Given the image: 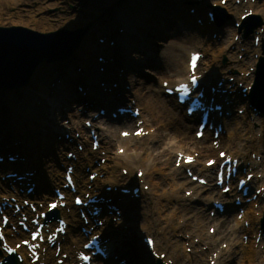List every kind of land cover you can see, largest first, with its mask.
Wrapping results in <instances>:
<instances>
[{
  "label": "bare ground",
  "instance_id": "bare-ground-1",
  "mask_svg": "<svg viewBox=\"0 0 264 264\" xmlns=\"http://www.w3.org/2000/svg\"><path fill=\"white\" fill-rule=\"evenodd\" d=\"M29 1V0H28ZM27 0H3L2 3H6L7 7H10L11 4L14 6L20 7L22 12H26V5H30V3ZM139 0H127V3L122 8V11L120 10H112L111 16L107 18H101V20H97L98 26L97 27H90V30L86 32L84 35V38L81 41V44L75 49V51L65 57L54 61H44L40 65L36 67L38 71V81L34 83V81L30 79L27 85L20 87L18 92L21 94V97L19 99H16L17 93H15L14 97H10L3 107H1L0 102V125L2 127L3 133L7 134L11 131V134L7 137L6 140H10L11 142H18L21 141L22 149L20 150L21 156L24 157L27 161L34 162L35 167L33 168L35 171H27L32 172L33 175L31 177L27 176L25 177L24 182H34L37 185V191L33 193L30 196H26L25 193H19L18 190L22 189L24 186V182L20 186H18V182L12 184L14 188L15 194H12L10 192H4L3 196L6 199H9V197H14L17 199V202H21L22 199L28 200L32 203H36L37 205L41 204L44 200V198L47 196V193L44 192L43 189L46 190L47 187V181H50L54 179V182L59 183V177L61 174V171H63L64 176V170L61 168V166L66 165H72L76 167L84 166L88 167L89 169H92L93 172H96L98 165L94 163V160L97 159V157L101 159H107L110 162L113 163V166H110L107 169V164L104 162L103 165H101V170H106L104 173V180L103 182L107 183L106 186L110 187H116L118 186L117 180H122V178L117 177L118 179L114 178V170L116 167L120 164V162L125 161V155H114L113 157H110V147H107V136L105 133L107 130L103 125L110 123V120L106 119L104 120L102 117H97L93 120L94 115L92 114V109L95 108L99 103V98L105 99L106 96H100L101 93L98 95L94 93L93 91V85H94V78H97L98 75L94 74L92 75L91 72V66L88 64V56L93 53V46L94 43H92V39L90 40L93 33H98L100 29L103 27H106V25H119L120 28H125L127 30L126 32V38H122L120 34L116 33L115 35L111 36L110 38L115 41V46L113 49H111L110 59L113 58L114 53L116 52L117 59L125 60L124 65L129 66V61L132 60V58L128 57L129 55L133 56V63H136L137 60L135 58L137 56L138 51L137 48H140L142 45L146 48H143L141 51L143 53V60L146 61V57H144V52L147 51V54L145 55L148 57L151 52H155L154 43L157 42V40L151 38L152 32L149 30V26L147 27V24L145 23L147 19H149L150 16L153 15V12L156 11L157 5L154 6L155 2L153 0H141L140 3H138ZM167 1L166 4H163V9L168 7L169 9H165L166 11L170 12L172 14L173 19L175 20V17H180V7L185 8L186 3H181L180 0H165ZM258 4H256L255 9L252 10V15L257 14L259 15L263 22L260 27H258L254 31L255 36H259V43L257 47L254 49H250L245 51H240V43L237 41H233L232 38H230L231 35H240L242 30L239 32L232 27H227L225 35L222 37V39L226 42V52H230L229 60L233 62V66H228L226 68L219 67V59H221L222 55L225 54V48H220L218 44L220 41L218 40H212L210 38L209 33H215L216 32V24L208 23V20L205 16V22L202 23V26H191L186 27L185 25L177 24L176 23V29H174L173 37L177 43L175 45L170 46L169 48H164V51L161 52L160 57V73H162L163 77H166L162 82L167 81L168 84H172V86L177 85L179 83H183L188 78V70H187V60L188 55L191 52H197L198 49L202 50L203 56H208L205 62V68L207 70V77L203 76L202 79L205 82H208L210 84H213L212 81L216 84L218 81H220L221 78L225 77L229 74V72H232L235 68L239 71L240 75L235 79V84H231L229 82H225V87H227L228 90L233 91L231 93V97H228L229 104L225 107V111L231 112L230 119L227 121L228 118L221 117L217 118V123H220L222 126V129L225 130V134L218 137V144L223 145L225 148V151L228 157H231L233 159H237L239 163V169L237 171V177H242V169H245V175L246 174H253V178L249 181V186L256 187V189L262 188V192L259 196L256 197L255 201L247 204L245 206H242L243 214L241 220H237V217L235 215L233 221L231 219L229 220V223L232 224L227 227V236H233V240L237 239V235L239 233L243 236H247L246 242L244 243L243 239L238 242L237 248H238V258L236 264H264V230L260 226L261 218L264 217V207L261 206L262 203H264V149L262 146L264 145V137L262 134L261 129L258 131L260 132V137H256L254 133V129L252 127L253 122L258 123L259 120L262 118L264 120V113L262 115H257V118L252 116V111L249 110L248 105L251 104L249 101V94L247 95V98L242 99L240 96L241 92L240 89L244 87H249L252 84L250 81L252 80L253 74L255 75V70L251 71L248 74L247 65L254 64L255 61L251 60L250 54H256L258 59L261 58L264 60V52L261 50L262 45L264 46V31L261 33V30L264 29V0L262 4V0H257ZM78 2V5H84L87 4L89 0H76ZM177 4V6H175ZM50 6H57L58 3L54 2L53 4H47ZM221 8V6H219ZM231 7V6H230ZM44 8V7H43ZM43 8H40L42 10ZM226 9V7H223ZM112 9V8H111ZM240 9H251L249 5H246L243 3V0H241L240 4H238L236 7L233 8V12H236ZM179 11V12H178ZM136 12L138 15H136V18H131L132 13ZM231 12V11H230ZM135 13V14H136ZM134 14V15H135ZM133 15V16H134ZM137 18H139V23H137ZM199 18V13H195L194 15H188L185 17L187 21H191L192 19ZM8 18H2L0 16V21H8ZM179 19L176 18V21ZM239 22V18L237 20ZM59 20H55L51 23H58ZM97 23H94L93 25L96 26ZM67 27H70V24L64 23ZM92 25V26H93ZM219 26V23H217ZM59 26V24H58ZM57 26V27H58ZM111 27V26H110ZM109 26L107 29L110 28ZM112 28V27H111ZM143 34V35H141ZM143 37H147V41L144 43ZM129 42H132L129 46ZM142 43V44H141ZM123 44V45H122ZM135 44V46H133ZM246 44L249 45V41H246ZM253 47V45H252ZM101 49V47H100ZM149 49V50H148ZM172 50L168 53V50ZM200 50V51H201ZM127 55H125V54ZM124 55V56H123ZM241 56V61L235 60L237 56ZM130 58V59H129ZM127 60V61H126ZM123 62V61H122ZM148 62V61H147ZM146 62V63H147ZM113 64V62L111 63ZM123 65V66H124ZM124 66V67H125ZM35 69V70H36ZM110 71V68H109ZM153 71V69L149 70ZM35 72V71H34ZM155 72V70H154ZM110 73L113 74V71L111 70ZM34 74V73H33ZM32 74V76H33ZM36 74V75H37ZM91 75L93 77H91ZM31 76V78H32ZM230 77V76H229ZM41 78V79H40ZM217 80V81H215ZM75 81V84L73 83ZM130 88L131 89L129 94H127L131 100L134 101V107L138 108L140 113L137 119H129L130 122H141V124L138 126V128H142L143 131L148 132V135L150 136V141L152 143L157 142V146H159L158 153L161 156H170L172 153H175V160L178 158L179 154H184L185 156H191V150L194 151V153L198 152V155L200 158H203L206 155H213L215 153L216 148L218 147H212L211 142L213 141L212 135L210 138H206L203 135V139L196 140L194 135L191 134V125L195 122V116H192L190 118V122L185 126L184 123H182L187 117L184 115L182 111H177L176 116L173 119H170V117H164L165 124H162L164 127V131L162 134L157 135L156 131L160 127V124L154 123V120L148 119L147 113H148V104L147 101L142 98L141 95V87L135 86V84L130 81ZM241 83V86L238 87V84ZM80 85L84 84L86 88H88V93L85 97H81L80 95L73 93L71 91V85ZM36 87V88H35ZM137 87V88H136ZM16 89L12 88H2L0 87V101H2L5 97L3 94V91H6L7 93L15 92ZM118 91V90H116ZM126 92V91H124ZM119 93V92H118ZM155 93V96L160 98L163 96V89L162 87L159 88ZM239 93V94H238ZM247 93V91H246ZM23 94V96H22ZM123 94V93H122ZM32 96V99L29 97ZM161 95V96H160ZM75 97V98H73ZM222 97V96H221ZM34 99V100H33ZM214 100H217V96H215ZM244 100V101H242ZM71 103V104H70ZM87 103V104H85ZM231 103V104H230ZM169 104V102H168ZM240 104H245L241 105ZM170 105H173L175 107H178L174 99L170 102ZM239 106V108H237ZM243 109L245 112V115L247 117V120L243 117H238L237 115H233V109ZM167 106L164 107V111L167 112ZM86 111V114H85ZM182 113V114H181ZM165 114V113H164ZM126 116L119 117V121L121 119H126ZM162 117V115H161ZM42 118L44 121H42ZM176 118L179 122H181V132L175 133L171 131L169 128H167L165 125L173 123L176 121ZM91 119V127L89 129L86 128L85 121H90ZM118 125V121H116ZM8 124L11 125V127L7 126ZM39 124V125H38ZM38 125V130L36 131V135L34 133L31 135L32 130L34 129V126ZM103 126V127H102ZM89 130L94 131V135L97 136V139H101V151L103 152V155L101 153H97V150L95 152H92L91 149V138L89 134ZM8 131V132H6ZM122 131V130H121ZM71 133H78V137L72 138V143H69L68 140H60L57 141V137L60 135H66ZM1 134V131H0ZM8 135V134H7ZM1 141V139H0ZM89 141V149H87V143ZM123 140L119 137L116 143H122ZM110 141V146H112ZM114 144V143H113ZM75 145H80L83 147L82 151L79 152L78 150L73 151L75 154V161H67L65 157L60 159L59 165L57 166V163L54 161V153L62 157L61 152L65 150L66 148L73 149ZM19 148V147H17ZM118 149V148H117ZM46 150H50L51 152L48 154ZM72 152V150H70ZM233 151V152H231ZM60 153V154H59ZM254 154L255 156L260 157V161L257 162L256 160L251 159V155ZM214 160L213 165L206 168L204 163L202 166H200L199 169H196V171L201 174H208L213 170V168H217V165L220 163V161L217 159V157L210 158ZM206 160L205 162H207ZM100 162V161H99ZM127 162V169L128 174H132V168H133V162L130 160ZM195 164H201L198 157L195 158V161L191 163L189 166H194ZM100 166V165H99ZM10 167L9 163H5L3 165H0V177L4 174V170L6 168ZM180 168L185 167V165H179ZM188 168V167H186ZM78 173L73 176L74 186L76 194L82 193H90L93 191L94 187L100 184H94V182L90 183L87 178H84L83 172L80 170L77 171ZM137 172V171H136ZM135 172V173H136ZM101 173V172H99ZM260 174L261 177L257 178L256 176ZM133 175V174H132ZM194 176V174H192ZM199 178H203V176H198ZM244 177V176H243ZM58 178V179H57ZM148 178V172L145 171L142 173V176L140 179L146 180ZM140 179H134L132 182L139 181ZM207 182L211 183V177L209 176ZM5 183H11V180H5ZM2 182L0 181V185ZM63 184V183H60ZM144 185V184H143ZM230 185V183H229ZM134 186H137L136 184ZM150 186L152 184L150 183ZM168 191L171 194H178L181 187L183 185H178L175 183H172L171 185H168ZM2 186H0L1 189ZM55 187L57 185L55 184ZM231 190L226 194V198H229L231 195H237V190L234 188V186H231ZM167 190L165 189V192ZM210 198L212 202H220L223 195L221 194L218 187H216L215 184H213L212 187H210ZM83 193V194H84ZM141 194V192H139ZM254 194V192H253ZM50 195V194H48ZM142 195H144L142 193ZM104 197L112 198L114 206L117 205V207L122 211L127 213L128 210L131 209V201H134L132 199L131 201L127 199L126 196H117L115 194L103 192ZM121 197V198H120ZM249 197V196H248ZM121 199V200H118ZM200 200V199H198ZM197 200V202H199ZM178 202H183L182 200L177 198ZM201 201V200H200ZM206 201V200H205ZM8 203H11L8 201ZM257 204L258 207L256 210H253V205ZM133 207V206H132ZM45 208H43L42 211H44ZM72 209H69V212L66 213L65 209L57 208V214L60 219L65 220L68 222L69 228H67L68 234L64 239L58 237L57 242L59 243L58 246L60 248L58 257L55 258V246H43L45 248L44 252L40 254V261L44 264H56L55 261L60 258L62 254L66 255V259L63 264H68L73 261L74 257L73 254L75 251L80 249V247L85 243V236L82 234V232L79 231V228H84L86 230H89V228H92L91 224L83 225L82 221L78 218V215H74V213L71 211ZM178 210V208L176 209ZM175 210V211H176ZM228 212L231 213L237 210L236 207L232 205H228ZM8 211V208H5L4 213ZM134 210L131 209L132 212ZM187 211V210H186ZM257 214V216H255ZM18 214H16L14 217H17ZM112 218H115V216H112ZM127 218V217H126ZM227 219V218H226ZM119 224L121 225V228L119 231L115 232L113 230L107 231L106 234H102L103 239L107 240L108 247L110 246L111 252H113V256H117L118 258L126 259V264H152L156 263V260H150L148 250L146 249L145 245L141 246L138 244L141 234L134 233L132 224L129 226V224L124 220H119ZM231 221V222H230ZM10 222L14 223V221L11 219ZM244 222H247L248 226L244 227ZM52 222L47 221L44 228L50 229V225ZM220 227V226H219ZM53 228V227H52ZM18 230V227H16ZM148 231V228H147ZM3 233L5 234V242L14 246L15 243L13 242L15 239H18L17 235L9 230H7L6 226L3 230ZM99 230H92L91 235L100 234ZM259 236V237H258ZM258 238V240H256ZM129 243L130 245L134 246L138 244L140 247L138 252H135L133 249L132 251H129ZM153 249L154 251L156 249V243L153 241ZM142 251H144V255L141 258ZM16 254H19L22 258L20 261L21 264H28V260L25 256V252L23 249H18ZM6 256L3 254L0 255V262L3 261V258Z\"/></svg>",
  "mask_w": 264,
  "mask_h": 264
},
{
  "label": "rangeland",
  "instance_id": "rangeland-1",
  "mask_svg": "<svg viewBox=\"0 0 264 264\" xmlns=\"http://www.w3.org/2000/svg\"><path fill=\"white\" fill-rule=\"evenodd\" d=\"M3 0H0V16L2 18H8V21H0V27L1 28H10V27H23L27 28L28 30L42 33V34H47V33H52L60 30H68V31H73L75 29H81V28H86L89 27L88 30H90V27H97L98 23L95 25L92 24L91 19H84V15L87 13H94L98 9H101L105 11L106 16L110 17L112 10L116 9L115 4L120 1V0H89V2L86 4L78 5V2L76 0H27L30 5H26V12H22L20 7L14 6L13 4L10 5V7L6 6V3H2ZM82 1V0H81ZM150 1V0H149ZM155 2L154 6L157 5L156 11L153 12V15L149 17V19L146 20L147 27L149 30L152 32V37L153 39L157 40V42L154 43L155 47V52H151V54L148 55V57L145 55L147 54V51L144 52V59L143 60V53L142 49L146 48L145 46L142 45L140 48H137L138 55L140 59L135 58L137 60L136 63H133V54L129 55L128 57L132 58L131 61H129V66H125L124 61L125 60H118L119 65L125 68L124 74L121 76L119 85L117 86L119 94H122V97L124 100H121V106H126L128 105L130 100V97L127 95L129 93H126L122 91L123 87H126L128 90L130 88V81H132L135 86L141 87V95L142 98H144L147 101L148 106V113L147 117L148 119L154 120V123L160 124V127L156 131L157 135L162 134L164 131V127L162 124H165L164 117H170V119L175 118L176 112H179V109H177L175 106L170 105V102L173 100L172 98H167V97H156L155 93L159 88L161 87V81H163L166 77H163L162 73H160L159 65H160V57H161V52L164 51V48H169L172 45H175L178 40H175L173 37L174 29H176V23L185 25L186 27L195 26L198 25L196 24L197 19H192L190 22L185 19L186 16L192 15L189 14V9L187 8H181L180 7V17L176 16L175 20L173 19L174 16L165 9H169L168 7L163 9V4L167 6V1L165 0H153ZM186 1L194 2V0H180L181 3H186ZM226 1V3L223 5L221 4V0H205V3L200 4L195 7V12L199 13V18L201 21H204L205 18V12L207 11V5L212 6H221V7H226L225 12L227 13V18L223 21L221 28L219 31H216L215 33H209L210 38L212 40H218L220 43L218 46L220 48H225L226 52V42L222 39V37L225 35L227 27H232L234 28V23L237 22L238 18L240 15L244 14V12L250 10H254L256 4H258L257 0H243V3L246 5H249L251 9H240L237 10L236 12H233V8L237 6L238 0H223ZM241 1V0H239ZM54 2L58 3L57 6H50L47 4H53ZM141 0L138 1L140 3ZM263 0L259 2L262 4ZM263 5V4H262ZM110 6H113L111 9ZM177 6V4H175ZM231 6V7H230ZM44 7V8H43ZM264 7V5H263ZM40 8H43L42 10L39 11ZM231 11V12H230ZM136 12H133L132 14L134 15ZM137 13L134 16H131V18H136ZM257 18L260 19L261 25H262V18L259 15H255ZM176 18L179 19L176 21ZM59 20L58 23L54 24L51 23L55 20ZM137 23H139V18H137ZM64 23L70 24V27H67ZM59 24V26H58ZM93 25V26H92ZM202 25V23L200 24ZM260 25V26H261ZM58 26V27H57ZM110 27L107 29V27ZM219 28V27H218ZM87 30V31H88ZM117 30V25H106V27H103L102 29L99 30L98 33H93L90 40L92 39V43H94L93 46V53L88 56V64L91 66V72L92 75L97 74L98 77L101 75L98 73V69L101 68V66L97 63V58L103 57L107 58V55L110 54L109 51H106V48L108 49V42L109 39H107V42H103V44H98V40L100 37L104 38V36L110 37L116 34ZM256 30V29H255ZM251 33H245V31H242L240 35H231L230 38H232L233 41H237L240 43V51H247L250 49H254L256 46L252 47L253 43V36H254V31ZM143 35V34H141ZM245 36V37H244ZM143 42L145 43L147 41V37H143ZM246 41H249V45L246 44ZM132 42H129V46L131 45ZM142 44V43H141ZM135 46V44H133ZM101 47V49H100ZM110 47V46H109ZM149 50V49H148ZM198 49L197 52L202 53V50ZM262 50V47H261ZM172 50H168V53L171 52ZM117 52V51H116ZM264 52V49H263ZM125 54V53H124ZM126 55V54H125ZM204 55V54H203ZM124 56V55H123ZM127 56V55H126ZM208 56H204L203 59L200 60L198 68H197V73H205L207 72L205 68V62ZM230 52H226L225 54L222 55L221 59H219V67L221 68H226L228 66H233L230 60ZM251 60L255 61L254 64H249L247 65L248 69V74L255 70V66L258 62V57L256 54H250ZM129 58V59H130ZM241 56H237L235 60L241 61ZM123 61V62H122ZM127 61V60H126ZM148 61V62H147ZM147 62V63H146ZM124 65V66H123ZM153 69V71H149ZM155 70V72H154ZM38 71L37 69L35 70L31 81L33 80L34 83L38 81ZM37 74V75H36ZM91 75V77H93ZM240 75L239 71L237 68H235L232 72H229L228 75L225 77L221 78V80L228 81L230 79H234L233 82H229L231 84H235V79ZM230 76V77H229ZM41 79V78H40ZM168 80V79H165ZM254 81V74L252 76V80L250 81L251 84H253ZM94 85H93V91L94 93L98 92V85H97V80L94 78L93 80ZM167 82V81H165ZM75 84V81L73 82ZM168 83V82H167ZM96 84V86H95ZM241 84V83H239ZM238 84V85H239ZM172 84H169L168 87H171ZM136 87V88H137ZM250 87V86H249ZM36 88V87H35ZM121 88V89H120ZM20 90V89H19ZM19 90H16L15 92L13 91L12 93H7L6 91H3L5 94L4 99L1 102V107L4 106L6 101L10 97H14L15 93L19 94ZM131 90V89H130ZM71 91L74 93L75 92V85H71ZM23 96V94H22ZM33 95H30L29 97L32 99ZM161 96V95H160ZM16 99H19L21 97V94L16 96ZM75 98V97H73ZM10 100V99H9ZM34 100V99H33ZM244 101V100H242ZM250 101V100H249ZM169 102V104H168ZM71 104V103H70ZM87 104V103H85ZM98 104V103H97ZM245 105V104H240ZM116 106H119V104L114 101L112 107H110L107 110L113 111ZM167 106V112L164 111V107ZM239 106L237 108H239ZM102 107V106H101ZM104 108V107H103ZM233 109V115H237L238 117H244V119L247 120V117L245 115V112L243 109ZM248 108L250 111H252L251 115L257 118V115H262L264 113L260 109H256L254 107H250L248 105ZM100 109L95 107L92 109V114L94 116L98 115V111ZM255 110V111H253ZM241 111H243L241 113ZM165 113V114H164ZM257 113V114H255ZM86 114V111H85ZM182 114V113H181ZM162 115V117H161ZM104 120L108 119L110 120L109 117H102ZM42 121L43 118H42ZM191 120L190 119H185L182 123L186 126ZM195 122L191 125V134L194 135L195 131V126H196V120ZM116 121H112L110 123H107L103 125L107 132L105 135L107 136V147H110L111 151L110 157H113L114 155H120L123 156V154L126 156L125 161L120 162V164L116 167L114 170V178L118 179L117 177L122 178V180H117L118 185L127 187L128 185H135L138 183L132 182L135 179V171L140 170L143 173L145 171L148 172V178L146 180L142 179L143 184H140V189H141V197L139 199H136L134 201H131V209L134 210L132 212L128 210L127 213L124 214L122 213L121 210L118 208V210L115 212V216L118 215V212L121 213L120 219L126 221L129 226L132 224L133 227V232L134 233H139L152 237L153 241L156 243V252L157 254H162L164 255V258L161 259L163 264H236L237 258H238V248L237 244L240 242L242 239L244 241V238L247 236H243L242 234L239 233L237 235V239L233 240V236H227V227L229 226V220L233 221L236 211L234 213H231V218H230V213L227 212L226 214H223L221 217L215 216L213 219L209 217V213H215L213 207L211 206V200L210 198V187L213 186L214 182L211 179V183L209 182L206 186H199L196 182H193L190 177L186 176L184 172V168L177 167L178 164H180L182 161H177L175 160V153H172L170 156H161L158 151H159V146H157V142L152 143L150 141V136L145 134L144 136L140 137H132L130 136L129 138H124L122 139V143H116L118 138H119V132L121 130L128 131L129 133L133 132V130L136 128L134 125V122H130L127 119H123L121 122L116 124ZM39 125V124H38ZM38 125L34 126V129L31 132V135L34 133L36 135V131L38 130ZM181 122H179L176 118V121L173 123L169 124V126L166 124L165 126L169 128L171 131L175 133H180L182 129L181 128ZM7 126L11 127L10 124ZM102 126V127H103ZM252 127L254 129V135L256 137H260V132H258L260 129L262 131L263 137H264V120L261 118L258 123L253 122ZM0 131H1V136H10L11 131L8 132L7 134L3 133L2 127L0 125ZM78 133H71L66 134L67 139H72L74 137H78ZM211 134L208 133L207 135L205 134V139L210 138ZM61 137V138H60ZM60 140L63 139V136H59ZM0 139H2L0 137ZM203 139V138H202ZM201 139V140H202ZM264 139V138H263ZM100 143L101 139H98ZM110 141L112 146H110ZM116 141V142H115ZM114 143V144H113ZM101 144L99 145V148L97 150V153H101L103 155V152L101 151ZM212 147H216L213 146ZM83 149V147L81 146ZM118 148V149H117ZM264 149V145L262 146ZM77 150V146L75 145L73 149L66 148V150H63L61 152L62 157L54 153V161L57 163V166H61L60 159L65 157L67 153H71ZM87 149H89V141L87 143ZM123 149V153H120ZM47 153L49 154L51 151L46 150ZM79 151V150H78ZM82 151V150H81ZM225 151V148L223 145H220L218 148H216L215 153L213 155H206L203 158H200V156L197 153H194V151L191 150L192 154L191 156L194 158L199 159L201 164H195L194 166H188L187 169H190L192 174L194 176H203V178H208L209 176L213 178V174L216 170V168H213L211 172H209L207 175L206 174H199L196 169H199L202 164H205L206 160H209L212 157H217L218 152ZM93 152V151H92ZM233 152V151H231ZM60 154V153H59ZM252 160H256L257 162L260 161L259 156H255L254 154L251 155ZM101 158L97 157L96 160H94V163L98 165V168L96 170L97 177L93 180L94 184H100L95 187V189H101L104 190L107 183L103 182L105 172L106 170H101V165L105 162L107 165V169L110 166H113V163L110 162L107 159H102L101 163L99 162ZM130 160L133 162V168H132V174L130 175H124L122 174L121 171L125 170L128 171L127 169V162ZM34 163V162H33ZM126 165H125V164ZM100 165V166H99ZM88 167L84 166H79L77 167V171L80 170L83 172L84 178H87V173L84 172L85 169ZM75 171L73 176H75L78 172ZM101 172V173H99ZM89 175L93 174L92 169H89ZM4 176H2L3 178ZM59 177V183L54 182V179L47 181V195L50 194V196H46L47 200L53 199V196L51 194V190L55 187V184L57 186L62 183V177H63V171H61ZM257 178H260L261 175L258 174L256 176ZM58 179V178H57ZM150 183L152 186H150ZM172 183L178 184V185H183L179 191L178 194H171L168 191L169 186ZM139 186V185H138ZM145 186L148 189L143 190L142 187ZM110 187V186H109ZM256 187H253L252 191L255 190ZM165 189L167 190L165 192ZM44 190V189H43ZM45 190V191H46ZM251 191V193H252ZM82 193H79L82 195ZM142 193L144 195H142ZM114 194V193H113ZM179 197L180 200L183 202H178L177 198ZM44 198V199H46ZM130 199L128 196L127 199ZM200 199V200H198ZM197 200L199 202H197ZM206 200V201H205ZM222 204H231L232 198L231 199H226V197H222L221 200ZM45 204V201L43 203V206ZM69 202L66 201V208L65 212L68 213L69 209H72L71 211L74 213V215L77 214V209H73L70 207ZM133 206V207H132ZM261 206L264 207V203L261 204ZM258 207L257 204L253 205V210H256ZM178 208V210H176ZM43 209V208H42ZM176 210V211H175ZM187 210V211H186ZM112 216V215H111ZM111 216H106L104 215L103 218L108 220L111 225L108 227L110 230V227H112V230L117 232L121 228L122 224H119V222H113L111 221ZM114 216V214H113ZM257 216V214L255 215ZM127 217V218H126ZM108 218V219H107ZM227 218V219H226ZM212 219V220H211ZM230 221V222H231ZM69 224V223H68ZM52 226L55 225V223H51ZM70 225V224H69ZM232 224H230L231 226ZM264 226V217L261 218L260 226ZM220 226V227H219ZM7 230L11 232L14 231V224L9 223V226L6 227ZM148 228V231H147ZM107 229L104 225L99 227L98 230L103 231ZM213 230V232H211ZM226 231V232H225ZM68 234V232H67ZM66 234V235H67ZM62 237L63 239L66 237ZM22 236V234H21ZM23 237V236H22ZM142 235L140 237V240L138 242L139 245H142L141 242ZM17 239L14 240L16 242ZM238 241V242H237ZM246 241H244L245 243ZM136 245H130L129 243V251H132L133 249L135 252H138L140 247ZM141 258L144 255V251H142ZM149 256V255H148ZM116 257V256H114ZM152 257V255H151ZM150 260H152V258ZM264 256H262L263 258ZM126 260V259H125Z\"/></svg>",
  "mask_w": 264,
  "mask_h": 264
},
{
  "label": "water",
  "instance_id": "water-1",
  "mask_svg": "<svg viewBox=\"0 0 264 264\" xmlns=\"http://www.w3.org/2000/svg\"><path fill=\"white\" fill-rule=\"evenodd\" d=\"M120 3L121 0L115 4V7ZM214 11L217 14L219 10L214 9ZM92 18L90 19L93 20ZM252 18L248 17L243 22L242 28H245L246 22ZM88 28L60 30L47 34L22 27L0 28V87L18 89L27 85L36 67L42 62L71 55L81 44ZM256 68V78L249 95L252 100L264 96L263 59H260ZM252 104L258 106L254 102Z\"/></svg>",
  "mask_w": 264,
  "mask_h": 264
},
{
  "label": "snow or ice",
  "instance_id": "snow-or-ice-1",
  "mask_svg": "<svg viewBox=\"0 0 264 264\" xmlns=\"http://www.w3.org/2000/svg\"><path fill=\"white\" fill-rule=\"evenodd\" d=\"M196 59H197L196 57H193L192 58V62H191V69H192V72H193V75L191 76V84L192 85H195L197 83V77L195 76ZM181 90H182V93H183L181 95V100H183L184 97L188 94L189 86L188 85H181ZM190 111H191V109H190ZM135 134L139 136V135H142L143 132L141 130V131H137ZM123 135L127 136V135H129V133L125 132V133H123ZM197 135H202V133L201 132H198ZM121 152H123V149H121ZM224 156H225V154L224 153H221V157L223 158ZM186 162L187 163H191L192 162V157H188L187 160H186ZM213 163H214L213 161H209V164L210 165L213 164ZM221 167H224V166L221 165ZM229 171H230V169H229ZM220 182L223 183V176H221ZM224 190L225 191H229V189H227V188H225ZM76 202L77 203H80L81 201L80 200H77ZM51 207L54 209V208L57 207V205L56 204H52ZM36 238H37L36 235H33L32 239H36ZM149 243L151 244L152 241H149ZM85 259H87V257H85Z\"/></svg>",
  "mask_w": 264,
  "mask_h": 264
}]
</instances>
